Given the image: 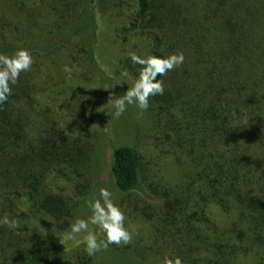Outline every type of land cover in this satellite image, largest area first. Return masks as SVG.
Segmentation results:
<instances>
[{"label":"trees","instance_id":"16d2710c","mask_svg":"<svg viewBox=\"0 0 264 264\" xmlns=\"http://www.w3.org/2000/svg\"><path fill=\"white\" fill-rule=\"evenodd\" d=\"M114 9V76L138 78L130 52L182 51L185 59L157 77L163 94L149 98L148 124L134 129L144 145L121 137L111 144L113 198L121 204L129 194V214L148 229L109 245L113 259L264 264V0H0V54L23 47L34 58L0 104V219L19 222L0 225V264H41L53 235H67L105 187L97 133L110 114L95 106L112 82L94 46ZM66 64L79 69L71 78ZM93 77L98 85L85 88ZM43 82L62 98L69 88L59 104L71 107L64 119L32 111ZM85 247L75 264H98Z\"/></svg>","mask_w":264,"mask_h":264},{"label":"clouds","instance_id":"9594fccd","mask_svg":"<svg viewBox=\"0 0 264 264\" xmlns=\"http://www.w3.org/2000/svg\"><path fill=\"white\" fill-rule=\"evenodd\" d=\"M128 55L133 64L141 66L138 78L123 95L109 93L108 102L112 103L115 109L114 115L119 118L127 110L128 105H136L140 111L137 113V119H142L144 111L149 106V98L157 94H163V81L158 80V76L166 75L169 71L180 66L185 57L182 51L171 53L165 57L157 55L141 56L136 52H130ZM34 58L27 48H19L11 55L0 54V104L7 101L12 94V85L17 84L20 73L31 69ZM71 78L72 72L79 71L73 65H64L62 69ZM124 80L130 78L125 70L121 72ZM120 85H123L121 82ZM110 89V88H105ZM90 215L84 218H78L70 226V231L66 239L76 241L77 244L84 243L85 251L88 256H95L98 252L106 251L111 244L127 245L132 242L133 235L137 232V225H126V216L118 203L114 201L113 193L106 187L101 188L99 198L88 203ZM0 225H7L9 228H17L19 222L10 219L7 214L0 219ZM94 225L99 228V233L89 226ZM84 233L82 238L80 234ZM104 238L101 239L100 237ZM62 243V242H61ZM163 264H183L179 256H165Z\"/></svg>","mask_w":264,"mask_h":264},{"label":"rangeland","instance_id":"374dc122","mask_svg":"<svg viewBox=\"0 0 264 264\" xmlns=\"http://www.w3.org/2000/svg\"><path fill=\"white\" fill-rule=\"evenodd\" d=\"M6 2V0H3ZM7 8H11L5 5ZM117 11L116 9L112 10L109 13L104 14V22L105 26H101L98 30L97 39L95 42V54H96V60L99 65V69L101 72L108 78L109 81H111L110 89H107V94L103 93L105 95V98L100 101V104H96L95 109L101 111H104L106 113L110 114V119L106 123L105 127L102 128L98 133L97 136L102 140L103 142V151H104V163L103 167L101 169V172L98 175L99 183L103 184L106 188H108L112 193V189H110L109 186V180L107 177V163H108V156L110 153L111 144L115 139L118 140V138H122L123 140H131L133 139V142L135 141L137 145L139 146V143H141V147L144 145L145 136L144 134L135 133L134 129L138 128L140 126H146L148 122L145 120L146 115L143 114L142 119H137V113L140 111V109L136 105H128L127 110L124 112L123 115H121L119 118L115 117L114 112L115 109L112 106L111 102H108L110 96L109 93L113 92L116 95H119L120 91H127L129 87L132 86L133 79L129 78L127 80H124L121 76H114L112 72V67L114 65V61L117 60L119 57V50H118V44H114L111 36V26L108 24L109 18L112 15L113 19H116L113 15V13ZM111 70V71H110ZM54 83L58 80H52ZM121 82H123V85H120ZM59 83V82H57ZM98 85L95 78L93 77L90 84H85V88H95ZM57 88L53 86H48L47 82L39 83V87L35 90L34 94V105L31 107L32 111L35 113H39L40 117V110L46 108L47 109V115L52 117L54 120L58 121L59 119H64L68 111L71 110V107L64 106L60 103L63 102V100H67L69 97V88L65 91L64 98L59 97L57 94ZM86 90V89H85ZM89 92H91L92 89H87ZM86 93V91H84ZM86 93V94H88ZM68 97V98H67ZM72 103V101H71ZM95 104V103H94ZM45 114V115H46ZM40 122H45L44 120H41ZM128 134V136L126 135ZM132 135V136H131ZM131 137V138H130ZM144 137V138H143ZM114 194V193H113ZM129 197V194H126L123 198L124 201H121V204H119L118 200L114 198V201L119 204V206L122 208V210L125 213L126 216V225L129 224H135L137 225V232L135 233L137 236L145 237V233H147V224L144 222L142 217L139 214H129V208L130 205L126 204V200ZM99 198V197H98ZM97 198V199H98ZM90 215V210L88 209L86 214L84 213V218H87ZM91 229L95 230L97 233H99V228L94 225L89 226ZM84 233L80 234L79 238H82ZM103 237V236H101ZM100 237V238H101ZM104 238V237H103ZM62 242V243H61ZM81 243L77 244L76 241L68 240L66 239L65 234H56L52 237V244L49 247V250L45 256L44 261L41 264H63L67 262L76 263V251ZM95 261L98 264H133L129 260H114V255L110 252L109 249L106 251L98 252L95 256Z\"/></svg>","mask_w":264,"mask_h":264}]
</instances>
